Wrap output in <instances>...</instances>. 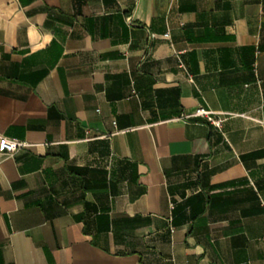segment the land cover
Masks as SVG:
<instances>
[{
    "label": "crops",
    "instance_id": "obj_1",
    "mask_svg": "<svg viewBox=\"0 0 264 264\" xmlns=\"http://www.w3.org/2000/svg\"><path fill=\"white\" fill-rule=\"evenodd\" d=\"M2 136L0 264H264V0H0Z\"/></svg>",
    "mask_w": 264,
    "mask_h": 264
},
{
    "label": "built area",
    "instance_id": "obj_2",
    "mask_svg": "<svg viewBox=\"0 0 264 264\" xmlns=\"http://www.w3.org/2000/svg\"><path fill=\"white\" fill-rule=\"evenodd\" d=\"M129 23H131V18L128 19ZM165 37H168L169 34H165ZM213 112L205 109V108H201L199 107L196 112H194L192 115H186V117L189 116H201V117H205L206 119H208L210 122H212L214 125H216V127H220V122L221 120L219 119H214L213 117ZM27 146V143L25 141L22 140H18V139H12L11 138H7V137H0V153L2 155H13L16 151H18L19 149L23 148Z\"/></svg>",
    "mask_w": 264,
    "mask_h": 264
}]
</instances>
